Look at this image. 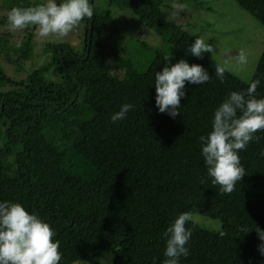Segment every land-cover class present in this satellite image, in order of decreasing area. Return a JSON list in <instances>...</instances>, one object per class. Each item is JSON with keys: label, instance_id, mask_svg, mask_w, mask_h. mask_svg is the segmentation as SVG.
Here are the masks:
<instances>
[{"label": "trees", "instance_id": "obj_1", "mask_svg": "<svg viewBox=\"0 0 264 264\" xmlns=\"http://www.w3.org/2000/svg\"><path fill=\"white\" fill-rule=\"evenodd\" d=\"M164 1L89 0L94 15L82 20V50L48 43L50 62L30 71L36 27L17 41L0 33V202L20 203L50 224L60 242L59 264H163L165 232L186 211L218 219L221 228L189 224L190 255L180 264H264L258 251L264 241L255 231L264 230V130L239 152L246 175L231 194L208 177L199 140L231 92L260 79L256 98H264V51L251 81L227 69L221 82L215 76L220 63L210 53L188 52L195 37L170 19ZM235 1L264 26V0ZM0 2L7 11L0 23L8 24L13 7L44 0ZM103 3L125 9L130 22L153 30L159 43L113 35L117 45L110 50L111 10ZM180 59L203 66L212 79L185 82L173 119L159 112L154 81ZM53 67L55 81L47 76ZM125 103L134 109L113 123Z\"/></svg>", "mask_w": 264, "mask_h": 264}, {"label": "clouds", "instance_id": "obj_2", "mask_svg": "<svg viewBox=\"0 0 264 264\" xmlns=\"http://www.w3.org/2000/svg\"><path fill=\"white\" fill-rule=\"evenodd\" d=\"M172 15L184 13L187 5L174 3ZM94 6L89 0H44L34 6L13 7L8 13L10 31L23 30L35 26L42 38L50 36L66 37L84 19H92ZM188 52L203 58L205 53L213 54L215 46L197 37L188 48ZM165 61L171 63L172 56L165 55ZM240 65L248 63V56L241 50L237 56ZM227 68L217 64L215 76L224 81ZM56 80L55 75L50 77ZM212 79L206 69L198 64L189 65L187 60L180 59L171 67L165 66L155 73V103L160 113H167L173 119L180 114L181 98L186 93L185 82L205 84ZM260 79L253 80L245 91H233L214 112L212 130L199 137L202 156L207 168L208 177L214 185L220 186V192L231 194L236 185L246 175L241 163L240 151L246 150L260 137L255 134L264 130V98L257 99L256 92ZM131 103H125L112 115L113 123L126 119ZM264 156V152H261ZM203 183V181H201ZM194 216L192 212H183L165 232L166 248L163 264H180V258L190 255L189 241L193 235ZM261 241H264V230H255ZM245 233H248L245 230ZM49 223L36 214H30L20 203L0 202V264H59L62 254L59 251V240ZM224 235V233H221ZM258 251L264 255V243L258 245Z\"/></svg>", "mask_w": 264, "mask_h": 264}, {"label": "rangeland", "instance_id": "obj_3", "mask_svg": "<svg viewBox=\"0 0 264 264\" xmlns=\"http://www.w3.org/2000/svg\"><path fill=\"white\" fill-rule=\"evenodd\" d=\"M98 1L96 0V4ZM174 3H184L188 7L184 13L174 17L171 7ZM103 5L111 10L109 23L112 28H108L106 31V34L110 35L107 38L110 50L117 45V43L114 44L115 39L111 37L113 35L125 39L123 36L130 34L131 36L141 37L152 44L159 43L160 38L153 30L145 26L139 28L137 26L138 22L131 23V16H128L125 9L120 10L107 3H103ZM163 9L168 13L170 19L181 25L195 39L203 37L206 42L208 41V43L214 45L215 52L210 54L221 65L246 82L252 80L261 54L264 51V26L255 17L243 10L235 0H165ZM5 13L7 11L1 9L0 2V16ZM34 31L35 53L34 57L26 63V69L29 71L50 62L51 58L47 50L48 43H66L76 51H81L84 44L85 24L83 21L66 37L62 38L56 36L42 38L38 35L37 29ZM0 33H10L13 35V39L17 41L27 33V28L10 31L8 24L0 23ZM241 50H244L248 56L246 65H240L237 62V56ZM5 67L11 76L17 77L13 66L6 64ZM53 75L56 78L58 77L54 67L47 76L50 78ZM193 216L194 221L204 228L213 230L221 228V222L218 219L202 214H193ZM84 263L85 261H79L75 264Z\"/></svg>", "mask_w": 264, "mask_h": 264}]
</instances>
